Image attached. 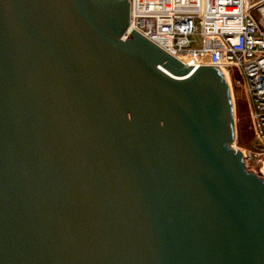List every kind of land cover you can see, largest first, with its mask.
<instances>
[{
    "label": "water",
    "instance_id": "1",
    "mask_svg": "<svg viewBox=\"0 0 264 264\" xmlns=\"http://www.w3.org/2000/svg\"><path fill=\"white\" fill-rule=\"evenodd\" d=\"M127 0H0V264H264V177L225 67Z\"/></svg>",
    "mask_w": 264,
    "mask_h": 264
},
{
    "label": "built area",
    "instance_id": "2",
    "mask_svg": "<svg viewBox=\"0 0 264 264\" xmlns=\"http://www.w3.org/2000/svg\"><path fill=\"white\" fill-rule=\"evenodd\" d=\"M127 1L126 34L137 31L188 66L225 67L229 86L232 69L238 70L255 133L252 147L241 151L247 166L249 160L263 164L264 0Z\"/></svg>",
    "mask_w": 264,
    "mask_h": 264
},
{
    "label": "rangeland",
    "instance_id": "3",
    "mask_svg": "<svg viewBox=\"0 0 264 264\" xmlns=\"http://www.w3.org/2000/svg\"><path fill=\"white\" fill-rule=\"evenodd\" d=\"M232 81H230L232 102L235 117V135L233 147L239 150H249L255 143V133L250 118V108L242 89V78L236 68L232 69ZM262 166V167H261ZM261 168V172L259 169ZM248 170L264 177V163L255 160L248 161Z\"/></svg>",
    "mask_w": 264,
    "mask_h": 264
},
{
    "label": "bare ground",
    "instance_id": "4",
    "mask_svg": "<svg viewBox=\"0 0 264 264\" xmlns=\"http://www.w3.org/2000/svg\"><path fill=\"white\" fill-rule=\"evenodd\" d=\"M177 59H179L181 62H183L184 64H186V65H188L189 63H188V61H186L182 56H180V55H177V56H175ZM226 75H227V73H226ZM227 78H228V75H227ZM229 81V80H228ZM231 86V85H230ZM232 146H233V144H232ZM264 171V170H263Z\"/></svg>",
    "mask_w": 264,
    "mask_h": 264
}]
</instances>
